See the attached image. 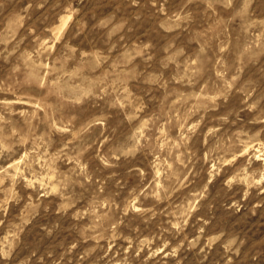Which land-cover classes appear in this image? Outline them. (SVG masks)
Wrapping results in <instances>:
<instances>
[{"label": "rangeland", "instance_id": "obj_1", "mask_svg": "<svg viewBox=\"0 0 264 264\" xmlns=\"http://www.w3.org/2000/svg\"><path fill=\"white\" fill-rule=\"evenodd\" d=\"M0 264H264V0H0Z\"/></svg>", "mask_w": 264, "mask_h": 264}]
</instances>
